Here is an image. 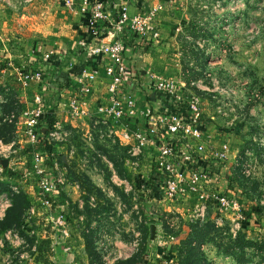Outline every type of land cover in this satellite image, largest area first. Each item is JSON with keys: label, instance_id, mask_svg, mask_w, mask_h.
<instances>
[{"label": "rangeland", "instance_id": "374dc122", "mask_svg": "<svg viewBox=\"0 0 264 264\" xmlns=\"http://www.w3.org/2000/svg\"><path fill=\"white\" fill-rule=\"evenodd\" d=\"M53 2L34 0L24 5L21 0H0V185L17 187L14 194L19 202L11 214L20 213L19 221L10 216L6 222L11 225L6 231L11 234L8 237L6 231L0 234V264H35L36 258L43 255L39 252L40 241L47 239H41L43 230L52 232L63 246L61 239L71 235L72 225L86 226L88 221H96L111 238L117 227L129 232L132 227L136 233L150 221L140 216L146 204H141L124 187L125 183L137 185L150 174L148 169L131 167L125 137L137 127L147 129L148 118L141 114L126 115L115 122L111 116L99 112V107L108 103L107 79L92 83L89 92H82L75 85H62L58 76L53 78L47 73L39 82L31 81L27 86L18 79V69L23 66L30 71L41 69L42 58L34 50L36 42L46 49L69 52L76 44L79 16L63 0ZM145 3L147 10L160 3L163 7H157L154 16L160 30L157 41L133 38L124 41L127 62L139 72V80L130 92L138 99L136 111L148 107L155 112L165 101L154 89L148 71L184 83V93L192 90L190 82L198 83L195 91L200 95L192 92L197 95L204 118L203 157L207 163L215 162L218 189L234 194L244 210L254 213L252 218L241 220L239 229L253 239L252 246L244 249L247 260L244 264H264V0H145ZM131 7H135L133 14L136 5L132 2ZM60 72L58 69L54 75ZM37 95L41 104L35 100ZM82 100L88 105L85 116L73 112L72 107H84ZM37 108L46 110L51 120L39 123L37 129L40 134L43 130L42 138L32 142L27 122ZM11 113L15 121H4ZM51 121L58 124L50 131ZM47 128L51 134L45 133ZM223 142L228 143L229 150L221 159L217 152ZM27 143L36 145L35 153L24 154ZM39 165L42 171L37 168ZM244 165L248 170L245 174ZM228 173L232 188L229 182L226 184ZM91 182L100 183L96 184L99 187H90L94 185ZM27 198L30 204L26 209L27 203L22 202ZM8 199V192L0 198L2 203ZM121 202L129 209L138 207L134 213L127 212ZM163 203L155 206L167 209ZM178 203L184 205V210L177 211L185 230L175 233L174 239L163 233L155 241L151 239L152 255L146 263H160L158 259L166 255L165 259L171 258L177 264H239L232 256L220 253L235 242L227 218L217 225L210 211L206 221L197 224L189 220L194 196L186 194ZM153 207L150 204L148 208L153 211ZM6 211L7 208L5 211L0 208V218L5 217ZM214 223L220 228L218 233L212 229ZM198 229L202 235L195 232ZM131 233L123 237L140 241L133 256L142 248L143 234ZM47 246L42 245L43 251ZM112 264L126 262L117 260Z\"/></svg>", "mask_w": 264, "mask_h": 264}, {"label": "built area", "instance_id": "2783aa9c", "mask_svg": "<svg viewBox=\"0 0 264 264\" xmlns=\"http://www.w3.org/2000/svg\"><path fill=\"white\" fill-rule=\"evenodd\" d=\"M27 5L34 0H21ZM55 1V0H49ZM66 6L80 16L83 29L76 44L69 52L67 49L43 48L36 45L34 50L42 58L41 69L30 71L23 66L19 71V81L27 86L31 81L39 82L42 75L47 73L55 78L58 76L61 84L75 85L82 92H89L90 85L98 79H107L108 103L99 107V112L111 116L115 122L138 114L148 118V128L137 127L131 134H125L129 142V164L133 169H148L150 174L139 184L125 183L126 190L139 198V193L154 206L152 211L146 209L140 216L149 219V224L160 227L164 235L174 239L175 233L181 228V217L174 208L160 209L155 204L177 202L184 195H193L195 204L190 212L189 220L203 224L210 211L217 225L223 224V219L232 224L233 235L241 229V220L245 219L243 206L234 194L230 195L218 189L219 173L215 171V162L207 163L203 157L206 152L204 138V118L201 112L196 82H190L192 90L183 92L184 83L170 80L163 76L148 73L154 81V89L165 98L152 111L145 107L136 111L137 97L130 94L131 88L139 80V72L127 62L125 39L133 38L146 42L159 39L160 30L156 27L155 15L157 7L147 6L145 0H63ZM132 2L136 5L135 13L130 12ZM152 7H155L152 9ZM60 69V75H54ZM54 70L56 72H54ZM184 82V81H183ZM194 89V90H193ZM194 91V92H192ZM41 104V98H35ZM82 107L75 105L73 112L85 116L88 114L87 102L81 101ZM1 118V117H0ZM4 121L13 123L14 113L7 114ZM42 120H51L43 108L32 111L27 125V134L30 141L38 142L42 138L37 126ZM105 120V119H104ZM105 122V121H104ZM49 130H53L57 122H50ZM53 124V125H52ZM139 126V125H137ZM54 127V128H53ZM45 133H50L47 131ZM51 134V133H50ZM217 152V157L227 156L229 145L223 142ZM48 148V147H47ZM216 152V151H215ZM39 162V157L35 156ZM43 161V160H41ZM50 166V165H49ZM46 169L45 166H42ZM40 171V165L37 167ZM50 168L47 166L46 172ZM248 170L244 165L243 174ZM127 186V187H126ZM9 191L0 190V198L10 195L5 203L0 200V208L5 211L12 205V196L18 190L15 185L8 186ZM138 200V199H137ZM121 206L135 212L137 205L129 209L124 203ZM158 208V209H155ZM139 213V211H136ZM5 215V214H4ZM10 230V229H9ZM5 233V232H4ZM11 231H6L8 237ZM140 244L135 241V247ZM107 259V245L102 243ZM171 258L164 259L161 264H170ZM109 263V262H108ZM107 263V264H108Z\"/></svg>", "mask_w": 264, "mask_h": 264}, {"label": "crops", "instance_id": "0c3cea01", "mask_svg": "<svg viewBox=\"0 0 264 264\" xmlns=\"http://www.w3.org/2000/svg\"><path fill=\"white\" fill-rule=\"evenodd\" d=\"M51 2L55 3L53 1ZM130 9H131L130 12L132 13V10L134 12L135 7H131ZM79 24H80V34H81V30L83 29V26L81 24L80 16H79ZM226 182H225L226 184H228L229 182V186L230 184H232L230 177H229V173H228ZM89 184H94V185H90V187L97 188L99 186L96 184H100V183L95 184L94 182H91ZM86 187L87 186H85V188ZM225 187H227V185ZM139 196L141 197L137 199L141 204H146L145 206L150 205L141 193H139ZM178 202L179 201L174 202L171 205L167 203L166 204L163 203L162 205L163 207L167 205V208H174L176 210H184V205H182L181 207L180 203ZM127 212H129V210H127ZM120 214L121 213L118 211V215ZM146 219L147 218L145 217V220ZM146 224L147 226H149V230H147V228H143L142 230H138L136 233H134L135 229L132 227L130 228L132 233L129 232V229L127 228L126 229L122 228L121 230L119 227H117V230L114 234L115 236H112L111 238L109 236H106L107 234L105 235V232H103V230H100L101 226L99 223H96V221H88L86 226H78L79 228L72 225L70 227V230L72 232L71 235L67 237V239H65L66 241L63 240L64 238L61 239L63 242V246H61L60 244L61 241L58 242L55 239L54 234L52 232H49V231L46 232V230H43L44 235L43 234L42 235L44 237H42L41 235V239L42 238H47V239H42V241H40L41 245L39 246V252L42 253L43 255L36 258L35 264H47V263L48 264H107L108 262H109L108 264H112V262L114 261L116 262L117 260L119 263H125L128 259L132 257L133 251L134 250L136 251V249L138 250V247H136L135 249L136 240H129L123 237V234L126 236H129L128 233H131V235L134 233L135 236H140L143 234L142 235L143 236L142 247L144 248V250L142 254L140 255L141 256L139 259L140 262H137V263L136 262L135 263L126 262V264H161L162 263L161 259L164 260L168 256L165 255L164 258L158 259L160 263H157V262L156 263L155 262L146 263L147 260L148 261L150 260L148 258H150V256L152 255L149 253L152 251L151 250V242H152L151 239L155 241V239H157V237H159V235L162 234V229L160 227L152 226L151 224H149L148 221L146 222ZM180 230H179L180 232L184 231L185 230L184 226ZM152 231H154V233ZM146 233L150 241L147 237L146 238L144 237ZM33 241L35 242V240ZM104 242H106V245L108 246L107 247L108 252L106 253L107 254L106 261H105V255L102 251L104 250L102 247V243ZM44 244H48L46 251H43L45 249H42V245ZM54 253H55V256H53ZM52 258H54L53 259L54 261L53 260L51 261ZM170 264H175V263H173V260H172Z\"/></svg>", "mask_w": 264, "mask_h": 264}, {"label": "trees", "instance_id": "16d2710c", "mask_svg": "<svg viewBox=\"0 0 264 264\" xmlns=\"http://www.w3.org/2000/svg\"><path fill=\"white\" fill-rule=\"evenodd\" d=\"M36 45H39V42H36ZM36 149H37V147H36L35 144H33V143H27L26 150H24V154H28L29 155V152L35 153ZM48 167L50 168L49 165H48ZM7 186L8 185L3 186V184H1L0 185V190H7V191H9V188ZM233 186H234L233 184L230 185L231 188ZM16 196L17 195H15V194L12 196V205L7 209L6 214H5V217H3L2 219H0V234L3 233V232H5L8 229V227L11 226V225H7V223H6L8 221V219L10 218V216L13 217V221H17L18 219H20V213L11 214V211L13 209V206H16L18 204V202H19L18 201V197H16ZM24 203H27V206H26V209H27L29 207L30 200L27 198L26 199V202L25 201L22 202V205H24ZM244 214H245V216H246L247 219H250V218H252V216H253L254 213H252L251 211L244 210ZM17 224L19 225V222ZM215 225H216L215 223L212 224V229L215 230L216 233H218L219 230H220V228H217L218 226L216 227ZM146 228H147V230H149V226H146ZM201 229H198L195 232H198V235H202L203 232H200L199 231ZM20 230H21V228H20ZM147 230H146V232H147ZM191 232H193V229L191 230ZM22 233H23V231H22ZM24 235H26V234H24ZM144 237L145 238L147 237V233H146V235H144ZM231 238H232L233 242L235 241L236 243L234 242L233 247H229V246L225 247L223 249V251L222 250L220 251V253L232 256L233 259L236 260L239 264L246 263L247 260L244 259V256L246 254V251L244 249L245 248H249V247L252 246L253 239H249L244 232H241V230L236 235H234ZM263 240H264V238H263ZM233 242H231V243H233ZM238 247H239V249H238V253H237V251H235V249H237ZM143 250H144V248L142 247L140 249V252H138L135 255H133V256H136V258L135 257L133 258V256H132L126 262H128V263H135L137 261V259L140 257V255L142 254ZM189 259H191V256L189 257ZM177 262L175 264H177Z\"/></svg>", "mask_w": 264, "mask_h": 264}, {"label": "water", "instance_id": "95a60500", "mask_svg": "<svg viewBox=\"0 0 264 264\" xmlns=\"http://www.w3.org/2000/svg\"><path fill=\"white\" fill-rule=\"evenodd\" d=\"M152 226H154V225H152ZM152 229H153V227H152ZM153 233H154V231H152Z\"/></svg>", "mask_w": 264, "mask_h": 264}]
</instances>
